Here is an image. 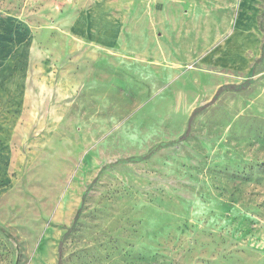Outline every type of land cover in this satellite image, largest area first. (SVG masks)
<instances>
[{"label":"rangeland","instance_id":"rangeland-1","mask_svg":"<svg viewBox=\"0 0 264 264\" xmlns=\"http://www.w3.org/2000/svg\"><path fill=\"white\" fill-rule=\"evenodd\" d=\"M0 264H264V0H0Z\"/></svg>","mask_w":264,"mask_h":264},{"label":"crops","instance_id":"crops-1","mask_svg":"<svg viewBox=\"0 0 264 264\" xmlns=\"http://www.w3.org/2000/svg\"><path fill=\"white\" fill-rule=\"evenodd\" d=\"M76 199L73 198V195H68L64 197V201L61 206V211L64 215V220L67 221L70 214L73 213L76 209Z\"/></svg>","mask_w":264,"mask_h":264}]
</instances>
